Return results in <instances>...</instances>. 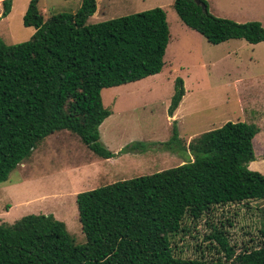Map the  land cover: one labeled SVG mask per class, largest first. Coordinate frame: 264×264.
<instances>
[{"label":"trees","instance_id":"1","mask_svg":"<svg viewBox=\"0 0 264 264\" xmlns=\"http://www.w3.org/2000/svg\"><path fill=\"white\" fill-rule=\"evenodd\" d=\"M199 2L203 10L193 0H173L172 9L207 43L264 42L259 23L214 17ZM37 3L29 0L21 18L23 27L33 29L27 41L6 45L0 39V183L59 131L77 137L100 159L114 157L99 141L98 127L110 115L100 92L158 74L168 42L159 8L86 25L94 0H80L72 14L45 18ZM0 7L3 18L11 0H1ZM183 95L182 81L175 78L168 117ZM176 130L172 121L167 145L182 146V164L75 195L82 244H74L52 215L28 214L0 223V264H264V207L255 243L231 245L222 223L220 229L209 224L205 238L214 244L205 248L215 257L175 255L172 240L184 231L185 220L209 216L215 207L264 202V175L248 168L255 160L254 124L226 122L186 145Z\"/></svg>","mask_w":264,"mask_h":264},{"label":"rangeland","instance_id":"2","mask_svg":"<svg viewBox=\"0 0 264 264\" xmlns=\"http://www.w3.org/2000/svg\"><path fill=\"white\" fill-rule=\"evenodd\" d=\"M95 12L85 24H95L159 8L164 12L168 42L161 71L141 81L103 89L102 106L110 115L98 127L100 143L114 157L91 154L74 135L59 131L45 137L0 183V223L11 224L28 214L52 215L62 222L76 245L84 242L77 220L75 195L115 181L144 176L186 161L182 146L167 142L172 121L183 145L226 122L254 124L255 160L249 164L264 175V42L250 45L228 40L211 45L186 28L172 9L173 0H94ZM214 17L238 24L257 22L264 28V0H204ZM29 0H13L0 18V39L6 45L27 41L33 29L22 26ZM80 0H38L43 18L74 13ZM0 7V13H1ZM180 78L184 95L172 114L166 110L173 82ZM253 141H255V148ZM131 147V150H130ZM127 148L126 152H121ZM253 170V169H250ZM264 202L215 207L209 216L185 220L173 238V251L182 259L215 257L205 247L209 224L226 232L229 244L256 242ZM225 221H228L226 224Z\"/></svg>","mask_w":264,"mask_h":264},{"label":"water","instance_id":"3","mask_svg":"<svg viewBox=\"0 0 264 264\" xmlns=\"http://www.w3.org/2000/svg\"><path fill=\"white\" fill-rule=\"evenodd\" d=\"M193 2H194L196 5H198V6L201 8V10L204 9V6L199 2V0H193Z\"/></svg>","mask_w":264,"mask_h":264},{"label":"crops","instance_id":"4","mask_svg":"<svg viewBox=\"0 0 264 264\" xmlns=\"http://www.w3.org/2000/svg\"><path fill=\"white\" fill-rule=\"evenodd\" d=\"M11 1H13V0H11ZM0 2H1V0H0ZM80 142V141H79ZM92 154V153H91ZM93 155V154H92ZM249 169H253V170H255L254 169V167H248Z\"/></svg>","mask_w":264,"mask_h":264}]
</instances>
